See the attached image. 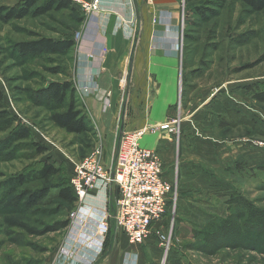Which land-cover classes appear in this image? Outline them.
<instances>
[{
    "label": "rangeland",
    "instance_id": "rangeland-1",
    "mask_svg": "<svg viewBox=\"0 0 264 264\" xmlns=\"http://www.w3.org/2000/svg\"><path fill=\"white\" fill-rule=\"evenodd\" d=\"M82 1L88 6L71 0L72 10H52L42 15L0 21V89L4 102L19 121L31 127L34 138L48 147L44 155L32 159L25 157L23 147L17 150L12 147L14 152L10 150L0 157V200L17 202L14 207L0 206V264H90L95 255L100 258L94 264H100L103 257L112 264V259L116 261L120 254H124L126 264L136 262V256L133 263L130 262L132 259H126L127 253L133 255L134 250H130L132 247L124 236L119 235L121 231L113 222L99 244V250L88 249V241L95 232L89 227L93 224L90 219L84 220L85 213L92 208L97 212L108 210L112 216L115 210L113 199L112 209L108 201V206L106 204L103 210H98L86 202L87 196L81 201L77 199L71 207L51 195L29 208L20 192L36 190L43 185L42 182L18 188L9 193L10 197L2 196L1 188L8 177L35 170L46 158L60 167L55 181L68 178L71 167L96 150L101 151L106 169L113 165L114 154L110 162L107 158L111 137L104 135L105 123L102 124L101 118L96 119L89 112L85 103L90 98L100 104L97 103L99 113H106L112 107L119 108L113 129L117 133L116 146L123 131L143 128L147 104L156 89L146 74L143 57L136 62L135 70L130 63V70L129 65L125 71L109 72L99 68V60L97 66L92 62L97 58L102 60L107 50L105 47H101L97 57L79 55L85 44L95 40V34L106 46V38L101 34L104 33L103 27H100V33L95 32L91 22L92 17H98L100 0L95 6H92L95 0ZM20 2L22 0H5L3 4L18 5ZM44 2L40 0L38 5ZM178 2L180 29L172 41L179 62L175 114L181 116L190 147L194 141L190 131L199 122H205L202 141L209 147H201L198 155L200 151L209 150L205 157L209 164L205 169L214 174L210 180L213 183H202L199 187H208L209 190L197 189L192 193L194 198L188 199L189 208L196 211L192 215L177 212V198L175 204L169 200L164 215L143 242L145 245L137 247L141 249V264H264V230L256 224L246 225L248 212L254 210V219L264 217V173L255 170L264 164V136L243 125L230 130L218 128L219 115L226 109L222 108L223 105H230L228 108L254 120L264 131V103L256 102L247 89L250 85H258L261 89L264 84V10L251 12L238 2H226L222 7L215 6V0ZM127 4L125 10L130 15ZM198 6L213 9L214 17L199 20L190 10ZM116 17L113 14L107 16L114 27L118 26V21L120 26L128 21ZM105 34L110 35V32ZM41 36L72 38L75 44L65 53L35 58L18 55L15 50L18 42ZM85 60L91 61L95 70L99 68L93 72L90 67V74L95 79L85 78ZM53 69L58 72H52ZM102 72L105 83L111 85L108 88L96 81ZM111 77L116 79L117 85L112 86ZM64 80L71 81L73 95L91 118V128L82 134L68 133L50 120L53 111H62L67 105L50 108V99L44 90L49 83ZM204 101L200 107L198 104ZM198 106L200 112L195 111ZM4 137L0 133V140ZM226 152L229 154L225 155ZM238 162L243 163L242 168L236 166ZM220 176L225 185H216V178ZM172 182L174 197V193L177 196V187ZM110 189L115 195L114 184H110ZM52 193H55L54 189ZM108 196L110 199L109 193ZM166 246L169 248L167 254Z\"/></svg>",
    "mask_w": 264,
    "mask_h": 264
},
{
    "label": "crops",
    "instance_id": "crops-1",
    "mask_svg": "<svg viewBox=\"0 0 264 264\" xmlns=\"http://www.w3.org/2000/svg\"><path fill=\"white\" fill-rule=\"evenodd\" d=\"M178 1L179 0H128L127 4L123 2V0H100V12L98 13V17H92L93 20L91 19V22L95 32L100 33V27H103L104 33L101 34L106 38V46L104 45L105 42L103 43L101 39L96 37L97 34H95V40L92 43L85 44V47L79 52V55H92L93 57H97L101 47H105L107 50L102 60L100 61V59L97 58L94 60L92 59V62L97 66L96 62L99 60V68L102 67V71L109 72L125 71L129 65L131 69L133 65V70H135L136 62L143 57L146 74L153 82H151L153 88L156 87V89L154 88V95L147 104V113L142 127L157 126L159 128L155 132L148 131L145 133L140 140V144L144 147L159 151L163 159L162 163L165 179L171 184H173L172 181L176 183V198L179 206L177 212L182 215H192L196 213V211L189 208L187 204L188 199L194 198L192 193L197 189L205 188L209 190L208 187L200 188L199 186L203 185L202 183L208 185L212 184L213 181L210 180L213 179L212 177L214 174L212 171L205 169L206 164H209L206 162L205 158L209 150L200 151L201 153L198 155V151L202 150L201 147L207 146L205 145V141H202V139H204L202 136L205 135V122H199V124L195 126L196 128H192L193 131H190L191 137H194L193 145L190 147V145L187 144L189 139L186 133H184L185 129L182 128L181 116L177 115V113L175 114L178 102L177 72L179 62L177 57L178 53L172 41L177 37L180 29L181 14ZM126 4L130 6V15L127 14L125 10V7H127L125 6ZM109 14L117 15L116 18L118 20H124L123 18H126L128 21H125L126 23L123 26H120L121 23L118 21V26L114 27L112 26L113 22L108 21L109 19L107 16ZM106 32H110V35L105 34ZM92 62H87V60H85L83 71L87 79H95V77L90 74V70L91 72L92 69L93 72L99 70V68L95 70L92 67ZM130 63H132V65ZM90 67L92 69H90ZM102 73L103 74H100L99 77L96 78V81L99 85L105 84V87L108 88L109 84H106L105 80H103L105 74L104 72ZM110 79H112V86L118 84L114 77ZM85 84H87V82ZM110 86L111 85H109V87ZM205 102L206 101L199 103L198 105L201 107ZM97 103V101L95 102L90 98L85 104H87L86 106L89 112L91 111L90 113L93 114L96 119L100 117L102 124L105 123L103 125V133L108 138L111 137L110 141H108V143H111L108 149L110 153L107 156L108 162H110L116 151L115 136L117 133H115L113 129L115 127L114 118H118L119 108L112 107L110 111L106 113H99ZM199 106L195 111L200 110ZM229 106L230 105H223L222 108H228ZM194 115L196 116L197 114ZM176 116H180V126L183 130V132L181 131L178 141H176L173 136H170L162 127L164 123ZM196 118L201 119V116H197ZM220 154L221 153H219V155ZM226 154H229V152H226L225 155ZM220 157H222V155H220ZM234 159H236V157ZM216 180H218L216 185H225V181L223 182L221 176L217 177ZM110 192V183L98 181L93 190L87 195L86 202L95 206L98 210H103L106 204L108 206V193L110 195ZM119 235L125 237L122 232H120ZM115 237V239H117V235H115ZM128 244L132 247L130 250L133 249L134 251H132L133 255L128 252L126 259H132L130 262L133 263L135 262L133 260L136 256V262L134 264H141V249L137 247L142 244L145 245V243L136 245ZM114 247L115 243H113V251ZM99 258V255H95L94 258H91L90 264H94ZM100 260V264H109L105 257ZM112 264H126L124 254L123 256L120 254V256L116 258V261L112 259Z\"/></svg>",
    "mask_w": 264,
    "mask_h": 264
},
{
    "label": "trees",
    "instance_id": "trees-1",
    "mask_svg": "<svg viewBox=\"0 0 264 264\" xmlns=\"http://www.w3.org/2000/svg\"><path fill=\"white\" fill-rule=\"evenodd\" d=\"M3 1L5 0H0V21L3 22H8L13 19H22L26 16L42 15L52 10H72L71 0H45L44 4L41 6L38 5L40 0H22V2L18 5H4ZM226 2H238L244 5L251 12H260L264 10V0H215L214 5L222 7ZM190 10L199 20H207V18L214 17V10L206 8L205 6L191 7ZM74 44V39L72 38L55 39L47 36H41L37 39L18 42L15 50L21 58H35L41 57L45 54L68 52ZM52 72H58V70L53 69ZM247 89L251 93V97L256 102L264 103V84L261 89L258 88V85H250ZM44 91H46L47 96L50 99V108L62 106L64 103L67 105L64 110L53 111V113L50 114V120L57 127L72 134H82L91 128V118H89L86 109L78 104L77 97L73 95L74 86L70 80H64L62 82L53 81L47 85ZM238 125L248 127L253 133L264 136V131L260 129L254 120L249 119L236 109L226 108L224 110V114L219 115V129L230 130ZM0 133L5 135V137L0 140V157L10 153L12 147H14L13 149L15 150L19 147H23V150L25 151L24 155L29 159L44 155L48 151V147L45 144L34 138L31 127L19 121L16 116L10 112L4 102L1 89ZM12 152L14 151L11 150V153ZM236 166L238 168H242L243 163L238 162L236 163ZM72 169L73 167H71L68 178L61 177L62 179L55 181V177L60 172V167L46 158L42 161L39 168L22 173L18 172L16 175L8 177L2 185L4 187L1 188L3 193L2 196L10 197L9 193L17 191L18 188L42 182L43 185H40V187L36 188V190L25 189L20 192L21 199L26 202L29 208L39 204L42 200L51 195H55L56 198L72 207L77 201V196L70 185ZM255 170L264 173V164L257 166ZM53 189L55 190L54 194L52 193ZM115 192V195L110 192V209H112L111 199L115 201V197L117 195L116 189ZM236 203L239 205V202ZM16 205L17 202L12 201L11 199L0 200V206L14 207ZM252 212L254 213V210ZM252 212H248L246 225L248 223L256 224V226L260 227L263 231L264 217L254 219L252 217ZM112 222V219H110V223ZM217 222L215 225H217Z\"/></svg>",
    "mask_w": 264,
    "mask_h": 264
},
{
    "label": "built area",
    "instance_id": "built-area-1",
    "mask_svg": "<svg viewBox=\"0 0 264 264\" xmlns=\"http://www.w3.org/2000/svg\"><path fill=\"white\" fill-rule=\"evenodd\" d=\"M72 1L87 5L82 0ZM96 2L97 0L92 6ZM180 124V116H176L164 123L162 127L178 141L181 134ZM158 128L157 126L143 127L123 131L114 153V163L108 169L104 166L99 150L74 164L70 185L78 200H84L98 181L114 184L117 191L112 216L107 212L108 210L97 212L92 208L85 213L84 220L90 219L93 224L89 227L95 232V236L88 241L89 251L95 248L99 250V244L101 245L104 235L109 230L111 217L128 243L141 244L151 234L153 225L164 215L169 200L171 199L175 204V193L172 197L173 184L164 177L159 151L140 144L145 133L155 132ZM168 250L166 246V254Z\"/></svg>",
    "mask_w": 264,
    "mask_h": 264
},
{
    "label": "water",
    "instance_id": "water-1",
    "mask_svg": "<svg viewBox=\"0 0 264 264\" xmlns=\"http://www.w3.org/2000/svg\"><path fill=\"white\" fill-rule=\"evenodd\" d=\"M131 69V67H129V70Z\"/></svg>",
    "mask_w": 264,
    "mask_h": 264
}]
</instances>
